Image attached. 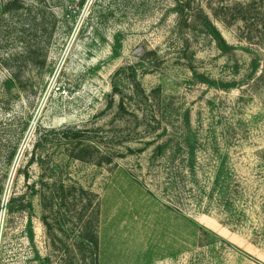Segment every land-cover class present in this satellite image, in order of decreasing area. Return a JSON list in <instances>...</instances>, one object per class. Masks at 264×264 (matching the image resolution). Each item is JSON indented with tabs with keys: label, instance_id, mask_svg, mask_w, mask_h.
I'll return each instance as SVG.
<instances>
[{
	"label": "rangeland",
	"instance_id": "rangeland-1",
	"mask_svg": "<svg viewBox=\"0 0 264 264\" xmlns=\"http://www.w3.org/2000/svg\"><path fill=\"white\" fill-rule=\"evenodd\" d=\"M191 2L0 0V264H43L60 177L100 195V264H264V0ZM145 50L154 103L119 114Z\"/></svg>",
	"mask_w": 264,
	"mask_h": 264
},
{
	"label": "trees",
	"instance_id": "trees-1",
	"mask_svg": "<svg viewBox=\"0 0 264 264\" xmlns=\"http://www.w3.org/2000/svg\"><path fill=\"white\" fill-rule=\"evenodd\" d=\"M175 3L177 12L186 21L193 20V14L190 12L193 9L191 0H175ZM215 31L218 41L224 45V38L218 30ZM149 54L150 52L145 50L138 56V60L121 65L113 74L112 97L115 98L118 93H123V90L120 89L121 82L130 85L128 94L121 95L116 103L117 113L122 114L130 111L131 114L137 116L138 109L143 110L144 106L154 103V94L147 93L140 81V77L145 73L144 63L146 59H149ZM83 132L82 130L71 132L67 130L65 133L72 139L75 153L71 156L86 160L84 153L90 145L85 143ZM86 140L88 141V138ZM40 182V188L36 190V194L40 198L43 210L42 220L51 250L43 257V264H51L52 258H57L58 264H100L101 199L99 193L78 183H67L63 177L56 178L52 182L41 179ZM72 206L75 210L76 207H79V210L78 226L71 234V231L68 232L69 230L65 227L66 220H68L66 211H72ZM68 238H71V244L67 243Z\"/></svg>",
	"mask_w": 264,
	"mask_h": 264
}]
</instances>
